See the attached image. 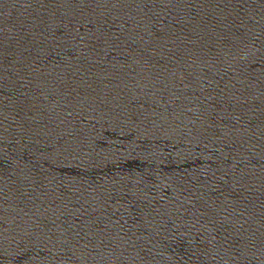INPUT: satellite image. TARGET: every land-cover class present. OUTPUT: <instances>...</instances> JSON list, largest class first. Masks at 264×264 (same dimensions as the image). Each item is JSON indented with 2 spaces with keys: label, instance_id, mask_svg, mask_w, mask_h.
<instances>
[{
  "label": "water",
  "instance_id": "1",
  "mask_svg": "<svg viewBox=\"0 0 264 264\" xmlns=\"http://www.w3.org/2000/svg\"><path fill=\"white\" fill-rule=\"evenodd\" d=\"M0 264H264V0H0Z\"/></svg>",
  "mask_w": 264,
  "mask_h": 264
}]
</instances>
